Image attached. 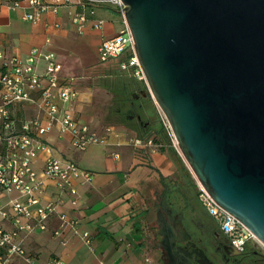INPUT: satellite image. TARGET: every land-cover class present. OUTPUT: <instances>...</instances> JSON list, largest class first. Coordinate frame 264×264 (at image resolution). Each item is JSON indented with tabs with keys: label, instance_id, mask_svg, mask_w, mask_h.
Masks as SVG:
<instances>
[{
	"label": "crops",
	"instance_id": "obj_1",
	"mask_svg": "<svg viewBox=\"0 0 264 264\" xmlns=\"http://www.w3.org/2000/svg\"><path fill=\"white\" fill-rule=\"evenodd\" d=\"M23 12L4 8L0 16L6 58L13 55L27 58L34 48L55 53L62 64V79L76 78L80 90L79 98L72 103L74 114L100 133L112 127L115 134L107 143L93 144L84 150L74 147L71 133L63 134L54 128L45 136L51 153L76 162L92 171L94 177L88 183L76 181L78 202L73 204L75 196L68 187L63 189L57 180L44 176L45 159L50 153L42 152L35 159L45 182L39 195L43 203L60 200V204L46 230L22 233L20 242L36 264H49L54 258L63 264H159L161 251L157 238L148 235L153 211L156 216L152 199L159 195L171 199L178 212L186 214L195 224L196 231L201 230L198 226L210 214L200 203L199 181L192 179L196 176L174 145L175 136L145 77L136 74L137 66L123 68L131 51L107 61L100 59L101 42L125 28V16L113 6L97 3L84 6L81 0L63 4L59 13H44L39 22L26 20ZM77 12L86 13L90 19L83 33L73 22ZM97 19L106 20L102 28L94 27ZM1 67L0 60V72ZM40 70H46L44 61ZM13 111L19 119L41 116L44 122L47 120L33 105H17ZM136 140H142L143 145L136 146ZM144 183L146 208L141 209L138 197ZM18 196V191L7 192L0 185V202L12 213L9 201ZM194 197L203 207V214L194 204ZM59 213L77 218L80 233L69 226L61 236H56L55 231L62 223ZM0 226H13L12 220L1 212ZM86 232L90 233V242L83 238ZM203 234L217 236L209 225L203 227ZM20 261L13 256L14 264Z\"/></svg>",
	"mask_w": 264,
	"mask_h": 264
},
{
	"label": "water",
	"instance_id": "obj_2",
	"mask_svg": "<svg viewBox=\"0 0 264 264\" xmlns=\"http://www.w3.org/2000/svg\"><path fill=\"white\" fill-rule=\"evenodd\" d=\"M122 1L186 162L264 244V0Z\"/></svg>",
	"mask_w": 264,
	"mask_h": 264
},
{
	"label": "built area",
	"instance_id": "obj_3",
	"mask_svg": "<svg viewBox=\"0 0 264 264\" xmlns=\"http://www.w3.org/2000/svg\"><path fill=\"white\" fill-rule=\"evenodd\" d=\"M70 1L0 0V16L4 8L10 11L24 10L23 17L26 20L39 22L44 13H59L63 4ZM81 3L84 6L92 3L113 6L125 15V4L122 0H81ZM89 21V16L84 12H77L73 16V22L81 33L85 31ZM105 23V19H97L94 27L102 28ZM125 23V28L117 35L101 42L100 59L107 61L131 51V56L123 64V68L137 66L136 74L145 77L135 52L133 33L126 20ZM0 60V185L7 192L18 191L20 194L9 201L13 213L0 202V212L13 223L12 228L0 226V261L1 264H14L13 256H18L21 259L20 264H36L20 242V236L37 229L46 230L49 220L58 211L60 200L43 203L39 192L45 188V182L35 166V159L44 151L50 153L45 159L44 176L57 180L63 189L68 187L75 196L73 204L78 202L76 181L88 183L94 177L92 171L82 168L76 162L63 160L51 153V146L45 136L54 128L63 134L71 133L74 147L84 150L93 144L107 143L115 133L112 127H106L100 133L89 124L82 123L74 114L72 103L79 98L80 90L76 85V78L62 79V64L55 53L34 48L27 58L19 55L6 58L0 26ZM41 61L46 63L44 72L40 70ZM21 104L35 106L45 114L46 122L41 116L16 118L14 107ZM173 141L180 151L175 137ZM135 145L141 146L143 141L136 140ZM199 198L238 251H244L249 242L262 244L251 229L219 205L201 185ZM59 216L62 223L55 231L56 236H61L69 226L75 233H80L77 218L65 213H59ZM83 238L90 242V233H84ZM49 264L63 262L54 258Z\"/></svg>",
	"mask_w": 264,
	"mask_h": 264
},
{
	"label": "flooded vegetation",
	"instance_id": "obj_4",
	"mask_svg": "<svg viewBox=\"0 0 264 264\" xmlns=\"http://www.w3.org/2000/svg\"><path fill=\"white\" fill-rule=\"evenodd\" d=\"M200 200V198H199ZM194 204L204 213L203 203L193 198ZM156 209V238L159 247V264H251L264 263V246L249 242L244 251H238L231 243L217 219L207 216L206 222L195 230L194 225L179 213L176 204L169 198L159 195L154 200ZM209 225L219 236L203 234V227ZM194 227V229H193ZM201 233V234H200ZM219 239V240H218Z\"/></svg>",
	"mask_w": 264,
	"mask_h": 264
},
{
	"label": "rangeland",
	"instance_id": "obj_5",
	"mask_svg": "<svg viewBox=\"0 0 264 264\" xmlns=\"http://www.w3.org/2000/svg\"><path fill=\"white\" fill-rule=\"evenodd\" d=\"M179 145V144H178ZM179 147V146H178ZM180 149V148H179ZM181 151V150H180ZM184 157V156H183ZM185 159V158H184ZM193 173V172H192ZM193 175H195V174H193ZM192 179L193 180H195L196 179V181H198L197 180V178H193L192 177ZM200 190V184H199V182H198V190L197 191H199ZM159 191H156V193H158ZM138 200L140 201V202H138L139 203V205H141V209H145L146 208V183H144V185H143V187H142V193H141V195H140V197H138ZM152 202H154V200L152 199ZM152 202H150V204H152ZM149 204V203H148ZM151 223H149V229H148V235H149V238H153L154 239V237L156 236V231H155V229H156V216H155V212L153 211V213H152V215H151ZM143 220H145V219H143ZM150 222V221H149ZM145 223H146V221H145ZM153 230V232H152V230ZM145 230H146V226H145ZM263 246H264V244H262Z\"/></svg>",
	"mask_w": 264,
	"mask_h": 264
},
{
	"label": "trees",
	"instance_id": "obj_6",
	"mask_svg": "<svg viewBox=\"0 0 264 264\" xmlns=\"http://www.w3.org/2000/svg\"><path fill=\"white\" fill-rule=\"evenodd\" d=\"M105 6H108V5H105Z\"/></svg>",
	"mask_w": 264,
	"mask_h": 264
}]
</instances>
